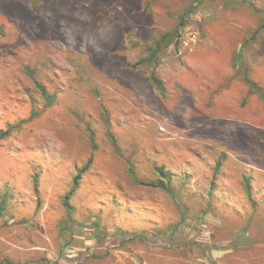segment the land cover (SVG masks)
<instances>
[{
  "label": "rangeland",
  "instance_id": "rangeland-1",
  "mask_svg": "<svg viewBox=\"0 0 264 264\" xmlns=\"http://www.w3.org/2000/svg\"><path fill=\"white\" fill-rule=\"evenodd\" d=\"M234 1L0 0V264H264V0Z\"/></svg>",
  "mask_w": 264,
  "mask_h": 264
},
{
  "label": "trees",
  "instance_id": "trees-1",
  "mask_svg": "<svg viewBox=\"0 0 264 264\" xmlns=\"http://www.w3.org/2000/svg\"><path fill=\"white\" fill-rule=\"evenodd\" d=\"M243 1H244L245 3H247V4H249L251 7L254 6V3H253L252 0H243ZM230 3L234 4V3H236V2H235L234 0H230ZM194 9H195V8H192L190 11L192 12ZM184 25H185V21L183 20L182 23H181V25H180V27H183ZM180 27H179V28H180ZM179 28H178V29H179ZM262 29H264V25L262 26ZM0 32H1V30H0ZM171 37H172L171 34H166V35L164 36L165 39H170ZM255 37H256V36H255ZM255 37H254V38H255ZM154 56H155V52H152V53H151V57L153 58ZM142 62H143V61H142ZM156 82H157L159 88H161V90L164 91V86L161 84V82L158 81L157 79H156ZM252 85H254V84H252ZM39 87H40V89L42 90V94H43V96L47 98V101H48L49 103H51V102L53 101V97L48 95V93H47V91H46V89H45L44 86L39 85ZM256 88H257V87H256ZM257 89H258V88H257ZM8 135H9V131H6V132L1 133V134H0V141L3 140V139H5ZM91 164H92V159L89 161V163H88V164H87V165H86V166L80 171V173L77 175V177L75 178V184H78V183H79V181H80V179H81V173L84 172L85 170H87L88 168H90ZM159 173H160V176H161V181H162V183H151L149 186H151V187H157V188H162V189H164V190H168L167 186L165 185V182H166V181H167V182L169 181V179H168L169 177L166 175V173H165V171H164L163 169H161ZM248 192H249L250 197H251V195H252V191H251V186H250V185H248ZM69 198H70V195L67 196V200H68ZM251 199H252V197H251ZM252 200H253V199H252ZM65 205H66L68 208H71L70 203H69L68 201L65 202Z\"/></svg>",
  "mask_w": 264,
  "mask_h": 264
},
{
  "label": "crops",
  "instance_id": "crops-1",
  "mask_svg": "<svg viewBox=\"0 0 264 264\" xmlns=\"http://www.w3.org/2000/svg\"><path fill=\"white\" fill-rule=\"evenodd\" d=\"M240 106H241V104L240 103L239 104L237 103V106H235V107L237 108V107H240ZM236 108L234 109V111H236ZM260 172H264V171L263 170H260Z\"/></svg>",
  "mask_w": 264,
  "mask_h": 264
}]
</instances>
